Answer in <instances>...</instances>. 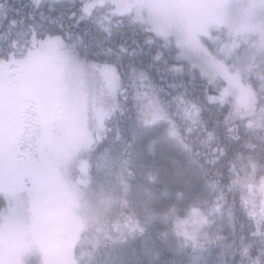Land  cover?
<instances>
[{
  "label": "trees",
  "instance_id": "obj_1",
  "mask_svg": "<svg viewBox=\"0 0 264 264\" xmlns=\"http://www.w3.org/2000/svg\"><path fill=\"white\" fill-rule=\"evenodd\" d=\"M84 3L0 0L2 93L6 84L15 89L22 80L39 79L45 63L40 56L50 53V38H57L51 41L57 53L88 66H110L117 76L115 91L104 98L102 118L95 111L87 115L86 158L90 179H106L122 193L124 213L137 225L126 224L116 239L84 226L72 258L79 264H264V117L251 116L250 125L235 114L229 100L216 97L217 84L180 58L176 44L145 20L113 13L110 2L89 11ZM244 87L256 99L250 106L256 117L264 108V60L250 66ZM149 100L156 107H147ZM47 124L39 125L40 152L53 145ZM9 131L16 134L19 127L12 122ZM18 137L11 140L10 155L20 174L19 164L34 167L49 159L35 157ZM6 202L0 192V218ZM193 210L207 218L206 238L175 229L177 218ZM81 247L88 249L83 258Z\"/></svg>",
  "mask_w": 264,
  "mask_h": 264
},
{
  "label": "rangeland",
  "instance_id": "obj_2",
  "mask_svg": "<svg viewBox=\"0 0 264 264\" xmlns=\"http://www.w3.org/2000/svg\"><path fill=\"white\" fill-rule=\"evenodd\" d=\"M84 1L87 11L110 2L113 13H133L145 20L165 41L176 44L180 58L217 84L216 97L229 100L235 114L246 117L250 125H254L251 116L257 121L264 117V108L253 117L256 99L244 87L250 66L264 60V0ZM54 39L47 41L50 53L40 56L45 63L38 80H22L17 90L6 84L7 96L0 88L6 100L0 102V192L7 201L0 218V264H79L70 252L84 226L93 225L102 237L116 239L126 224L137 225L124 213L122 193L106 179H90L86 158L91 143L87 115L94 111L102 115L104 98L115 91L116 73L110 66H88L57 53ZM9 73L4 74L6 78ZM0 83L4 84L1 78ZM143 97L148 98L145 92ZM151 104L156 107L152 100L145 103ZM42 120L51 124L53 145L50 151L43 146L40 152L37 139ZM12 122L19 127V137L9 131ZM17 137L37 153L35 157L40 153L49 159L34 167L19 164L20 174L14 167L17 159L11 156V140ZM206 221L201 211L193 210L187 218H177L175 229L200 240L206 238L202 232ZM87 251L81 247L80 258Z\"/></svg>",
  "mask_w": 264,
  "mask_h": 264
}]
</instances>
